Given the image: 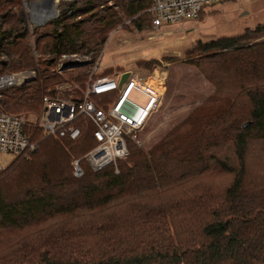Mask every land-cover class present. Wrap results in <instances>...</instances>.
Masks as SVG:
<instances>
[{
    "label": "trees",
    "instance_id": "16d2710c",
    "mask_svg": "<svg viewBox=\"0 0 264 264\" xmlns=\"http://www.w3.org/2000/svg\"><path fill=\"white\" fill-rule=\"evenodd\" d=\"M109 1L68 2V13L33 30L34 55L31 32L17 23L22 0H0V72L35 69L1 91L0 108L38 109L65 79L51 70L60 53L95 59L113 27L125 18L142 26L151 5ZM193 51L191 64L214 91L148 149L129 139L116 167L83 165L73 175L72 158L95 144L88 118L76 119L77 139L26 123L35 149L0 169V264H264V164L251 160L264 151V21ZM90 69L87 62L64 74L82 82ZM217 172L231 179L212 190L205 179Z\"/></svg>",
    "mask_w": 264,
    "mask_h": 264
},
{
    "label": "built area",
    "instance_id": "2783aa9c",
    "mask_svg": "<svg viewBox=\"0 0 264 264\" xmlns=\"http://www.w3.org/2000/svg\"><path fill=\"white\" fill-rule=\"evenodd\" d=\"M223 1L229 0H151L148 10L152 16V25L158 27L167 22L194 18L204 6ZM39 2L22 0L23 5L29 8V14ZM42 3L49 8L51 6V3ZM47 7L41 10L48 9ZM54 15L59 14L54 13L52 16ZM101 53L102 51L95 59H91L88 52L60 53L51 70L64 76V71L74 65L90 62L89 75L82 82L64 76L63 81L49 87L42 95L39 111L33 118L0 108V153L27 156L29 151L35 149L36 142L30 140L25 131L26 123L41 127L45 135L77 139L81 135V129L75 121L83 116L94 126L95 144L82 155L72 158L74 176L83 175V165L97 171L115 163L118 158L125 157L128 154L127 141L137 139L138 131L160 101V78L152 83L148 81L152 75L147 76L134 69L104 72ZM47 55L51 53L47 52ZM123 72H126V76L119 83V76ZM34 76L35 69L30 68L0 72V94L3 89L21 85ZM112 92H116L112 99H100L102 95ZM130 102L135 106L133 108L130 105L131 112H126L123 107ZM136 110L141 112L137 117Z\"/></svg>",
    "mask_w": 264,
    "mask_h": 264
},
{
    "label": "rangeland",
    "instance_id": "374dc122",
    "mask_svg": "<svg viewBox=\"0 0 264 264\" xmlns=\"http://www.w3.org/2000/svg\"><path fill=\"white\" fill-rule=\"evenodd\" d=\"M71 1L74 0H51L50 8L43 6L42 8L48 9L36 11L32 7L31 14L23 3L16 9L19 16L18 25L25 26L31 32L29 43L34 48V55L37 51L34 47L33 30L43 24L40 23V19L53 10H56L55 14L61 13L63 9L68 13L71 9L67 4ZM151 19L149 10L146 21L142 20L140 27L133 24L130 18H125L122 23L109 31L99 51V53L102 51L101 62L104 64V72L134 69L147 76L152 75L148 79L152 83H156L160 78V90H162L160 101L138 131L135 140L145 149L173 126L182 122L188 114L195 111L196 107L205 103L206 98L215 89L213 81L191 64L192 59L198 55L193 51L194 46L196 47L199 41L206 42L220 36L241 33L245 28L263 22L264 0H229L206 5L194 18L167 22L158 27L152 25ZM0 59L7 61L5 55H0ZM133 100L136 101V98ZM130 105L133 108L135 106L130 102V104L126 103L123 109L131 112ZM38 111L39 108L30 110L26 116L31 119ZM18 113L23 112L18 111ZM14 157L10 153H0V167H2L0 169L9 164ZM251 160L254 163L264 164V151H258ZM113 164L114 167L117 166L116 162ZM207 176L205 182H208L212 190L225 187L231 179V174L227 172L223 174L217 172L216 175ZM194 184L195 181L189 183L188 187L192 188Z\"/></svg>",
    "mask_w": 264,
    "mask_h": 264
},
{
    "label": "water",
    "instance_id": "95a60500",
    "mask_svg": "<svg viewBox=\"0 0 264 264\" xmlns=\"http://www.w3.org/2000/svg\"><path fill=\"white\" fill-rule=\"evenodd\" d=\"M41 1V0H40ZM43 1H45V4H49V3H51V1L50 0H43ZM43 11H45V9H43ZM52 11V10H51ZM55 12H50L47 16H44L43 18H41L40 19V23H43L44 22V20L45 19H48V17H51L53 14H54ZM126 76V73L124 72L122 75H121V78H120V80H119V82L121 83V81L124 79V77ZM246 124V122H244L243 123V125H245Z\"/></svg>",
    "mask_w": 264,
    "mask_h": 264
},
{
    "label": "bare ground",
    "instance_id": "6f19581e",
    "mask_svg": "<svg viewBox=\"0 0 264 264\" xmlns=\"http://www.w3.org/2000/svg\"><path fill=\"white\" fill-rule=\"evenodd\" d=\"M43 0H41L39 3H36V5L34 6V10H41L42 7L44 6V3H42ZM51 1V0H50ZM52 3V2H51ZM51 10V9H50ZM56 10H53V12H55ZM140 111L139 110H136L135 112V116H139L140 115Z\"/></svg>",
    "mask_w": 264,
    "mask_h": 264
},
{
    "label": "crops",
    "instance_id": "0c3cea01",
    "mask_svg": "<svg viewBox=\"0 0 264 264\" xmlns=\"http://www.w3.org/2000/svg\"><path fill=\"white\" fill-rule=\"evenodd\" d=\"M103 65H104V64H103ZM155 70H156V69H153V71H155ZM123 73H124V72H123ZM123 73H122V74H123ZM125 73H126V72H125ZM122 74H120V76H119V80H120ZM124 78H125V77H124ZM123 80H124V79H123ZM123 80H122V81H123ZM122 81H121V82H122ZM119 83H120V82H119ZM160 83H161V82H160ZM160 85H161V84H159V86H158L159 89H160ZM162 85L164 86V83H162ZM160 91L162 92V90H160ZM115 95H116V92H115V94L113 95V97H114ZM113 97H112V98H113ZM149 115H150V114H149ZM148 117H149V116H148ZM147 119H148V118H147ZM147 119H146V120H147ZM146 120H145V121H146ZM142 127H143V126H142Z\"/></svg>",
    "mask_w": 264,
    "mask_h": 264
}]
</instances>
